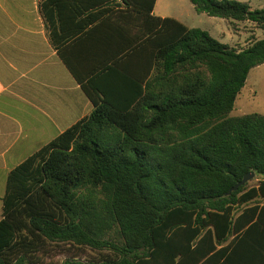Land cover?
I'll list each match as a JSON object with an SVG mask.
<instances>
[{"label": "trees", "instance_id": "obj_1", "mask_svg": "<svg viewBox=\"0 0 264 264\" xmlns=\"http://www.w3.org/2000/svg\"><path fill=\"white\" fill-rule=\"evenodd\" d=\"M64 1L44 0L41 11L93 110L9 172L0 264H50L59 244L99 254L62 264H210L234 240L264 233V114L229 116L264 64V38L236 50L153 15L156 0H72L76 16L96 11L69 37L92 41L89 60L70 58L55 25ZM189 1L264 28V8ZM252 172L255 186L227 195Z\"/></svg>", "mask_w": 264, "mask_h": 264}, {"label": "crops", "instance_id": "obj_2", "mask_svg": "<svg viewBox=\"0 0 264 264\" xmlns=\"http://www.w3.org/2000/svg\"><path fill=\"white\" fill-rule=\"evenodd\" d=\"M43 1L0 0V179H6L5 187L12 169L93 110L51 42L41 11ZM169 1L156 0L153 15L169 17ZM64 3L61 19H55L58 37L68 39L63 49L70 58L86 54L89 60L92 41L83 38L81 45L74 46L69 37L74 26L96 9L76 16L74 2ZM171 18L184 24L178 17ZM4 193L5 188L0 189V219ZM244 238L234 240L226 256L210 264H264V233L254 229Z\"/></svg>", "mask_w": 264, "mask_h": 264}, {"label": "rangeland", "instance_id": "obj_3", "mask_svg": "<svg viewBox=\"0 0 264 264\" xmlns=\"http://www.w3.org/2000/svg\"><path fill=\"white\" fill-rule=\"evenodd\" d=\"M236 1L246 2L252 9L264 8V0ZM166 10L169 17H178L191 28L205 30L219 42L228 44L236 50H242L254 41L264 38V28H258L254 23L248 21H228L199 13L189 0H170L169 4L166 3ZM249 113L264 114V64L250 71L246 84L238 94L229 116L238 117ZM259 177L254 176L249 180L245 184L246 188L255 186ZM0 180H4V183L0 185V189L4 191L6 179ZM59 245L50 252V257L46 260L50 264H62L65 260L73 258L79 261L99 258V254L90 248H75L67 244ZM102 253L110 254L111 252L109 249H105Z\"/></svg>", "mask_w": 264, "mask_h": 264}, {"label": "water", "instance_id": "obj_4", "mask_svg": "<svg viewBox=\"0 0 264 264\" xmlns=\"http://www.w3.org/2000/svg\"><path fill=\"white\" fill-rule=\"evenodd\" d=\"M255 176L254 172L245 175L240 182H238L234 187H232L227 195H229L231 192L237 191L239 187L244 186L249 180H251Z\"/></svg>", "mask_w": 264, "mask_h": 264}]
</instances>
